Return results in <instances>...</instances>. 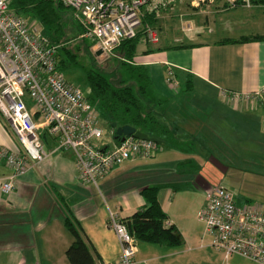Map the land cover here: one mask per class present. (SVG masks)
Instances as JSON below:
<instances>
[{
	"label": "crops",
	"instance_id": "0c3cea01",
	"mask_svg": "<svg viewBox=\"0 0 264 264\" xmlns=\"http://www.w3.org/2000/svg\"><path fill=\"white\" fill-rule=\"evenodd\" d=\"M188 34L193 36L162 38L159 45L142 40L136 49L133 64L149 74L150 112L160 111L157 118L166 128L152 158L127 162L123 174L106 175L96 190L80 184L73 154L56 150L54 139L42 135L49 157L18 178L8 195L2 193L1 181L11 170L0 162V264H70L66 252L74 237L64 224L63 203L78 221L95 264H117L120 243L108 227L109 214L121 219L141 209L139 191L148 185H165L159 203L185 249L136 242L131 264H190L193 258L186 257L185 263L183 255L193 250L200 251L202 264L223 260L208 239L202 242L201 224L189 234L179 222L197 221L205 192L224 186L239 166L236 161L245 168H264V37L222 43L217 40L250 34L213 42L203 40L208 34L197 28ZM178 44L186 47L172 48ZM148 47L152 51L146 52ZM109 135L115 142L111 131ZM0 146L11 151L18 147L1 118Z\"/></svg>",
	"mask_w": 264,
	"mask_h": 264
},
{
	"label": "built area",
	"instance_id": "2783aa9c",
	"mask_svg": "<svg viewBox=\"0 0 264 264\" xmlns=\"http://www.w3.org/2000/svg\"><path fill=\"white\" fill-rule=\"evenodd\" d=\"M75 11L83 27L81 36L93 42L99 57L113 55L124 40L142 28L145 15L161 10L168 0H62ZM212 0H194V7ZM229 6L251 0H223ZM31 21V20H30ZM152 43L157 33L145 27ZM191 30V29H187ZM58 47L43 36L39 25L10 9L0 0V118L6 121L17 143L15 151L0 146V162L11 170L2 179L8 195L15 181L35 169L49 154L42 135L54 139L56 150L73 154L81 185L99 190V181L127 161L149 160L159 145L133 137L109 145L100 143L104 128L97 108L84 91L67 81L57 65ZM168 72L167 81L170 82ZM112 132V131H111ZM203 238L223 254L224 261L238 255L264 264V210L253 204L237 205L233 194L221 185L207 189L197 213ZM108 227L120 243L117 264H131L136 241L116 214Z\"/></svg>",
	"mask_w": 264,
	"mask_h": 264
},
{
	"label": "trees",
	"instance_id": "16d2710c",
	"mask_svg": "<svg viewBox=\"0 0 264 264\" xmlns=\"http://www.w3.org/2000/svg\"><path fill=\"white\" fill-rule=\"evenodd\" d=\"M217 1L224 2L223 0ZM251 1L259 5H264V0ZM10 9L18 15L32 20L36 19L41 23L43 35L52 44H58L59 40L64 37L60 15L67 13V10L60 0H10ZM157 24L158 18L156 15H145L142 20V28L137 32V35L132 39L124 40L116 50V53L122 58L124 63L131 66L127 71L131 77H135L136 82L139 84L137 91L128 85L115 87L106 77L97 72H87L86 74L87 92L84 93L91 104L99 110L100 115L102 114L104 116L106 124L113 135L115 134V130L110 127V124L116 123L117 126L130 125L152 138L162 140L160 134L164 133L166 128L148 108L147 111L144 110L146 106L145 99L150 97L148 95V89L151 87V83L148 71L144 66L133 64L136 49L140 41H147L150 46L159 45L161 40L155 29ZM145 27H149L157 33L158 41L155 44L149 41ZM180 31L189 33V30L184 29L182 26ZM263 37L261 35H249L241 36L238 39L223 38L217 41L222 43H245L261 40ZM89 43L93 44V42ZM183 47L186 46L181 44L172 46V48ZM150 51L152 50L148 47L146 52ZM69 58L70 56L66 52H60L58 50L57 67L63 73L69 69L66 64ZM148 100L150 104L151 101L150 99ZM164 186L148 185L141 188L139 194L144 200L143 207L135 211L132 215L121 218L120 222L126 226L130 236L136 242L176 248L182 245V237L174 225L168 226L166 224L167 216L162 211L158 199L159 190ZM170 187L174 186L171 185ZM243 203L246 204L249 202L245 201ZM63 204L65 208L64 224L74 237L73 243L66 252L69 263L95 264V254L85 240V235L78 221L75 219L68 204Z\"/></svg>",
	"mask_w": 264,
	"mask_h": 264
},
{
	"label": "rangeland",
	"instance_id": "374dc122",
	"mask_svg": "<svg viewBox=\"0 0 264 264\" xmlns=\"http://www.w3.org/2000/svg\"><path fill=\"white\" fill-rule=\"evenodd\" d=\"M60 1L66 8L67 13H62L60 15L64 37L60 39L59 43L56 45L60 52L64 51L70 56L66 63L69 69L63 73L65 79L73 85L79 87L82 91L87 92L86 74L87 72H97L106 77L115 87L128 85L137 91L139 84L136 82L135 77H131L130 73L127 71L128 68H131V66L125 64L116 52L107 57L96 56L93 44L89 43L90 41H86V39L81 36L83 27L77 14L62 0ZM193 1L194 0H168L167 5L162 6L163 9L160 10L158 14L156 12L151 13L156 15L158 18V24L155 29L160 40L162 38L172 40L176 37H181V34H184L182 35V38H190L193 36L192 34L189 35L188 33L185 34L181 32V26L184 29H192V31L197 28L204 33H207V38L205 37L203 40L210 42L223 37H234L244 34L264 35V5H259L251 1L249 6H244L241 2H239L236 6H229L226 2L212 0L207 4L194 7L192 5ZM26 19L29 20V22L37 23L41 29V33L43 34V27L41 23H39L36 19L32 20L27 17ZM140 43L143 44V41ZM148 99L149 98L145 99V111H147V108L149 110L151 109ZM159 112L160 111L158 110H154V114L156 116H161ZM99 118L100 125L105 130L100 143L109 145L112 140V136L109 135V127L106 124L104 116L102 114L100 115V113ZM262 144H264V140L262 141ZM127 162L111 169L108 172V176H115V174H121L122 172L124 173L128 164ZM236 162L239 166L234 170L235 176H232L231 174V176L226 177L223 182L224 186L222 187L226 188L233 194L236 202L238 201L237 203L240 204L247 199L249 204L257 205L259 208L264 210V168H261L263 170L245 168L242 167L240 161ZM117 178H119V176H116L115 180ZM96 195L99 198L101 197L99 192H97ZM242 198L245 199L242 201ZM192 202L193 204H196V200L194 198H192ZM179 224H181L182 229L189 234L190 232L195 234L196 229L200 224L203 226V223L200 222L198 218L197 221L192 220L191 222L180 220ZM199 244H201L200 239ZM183 249H185V245L172 250L176 251ZM189 253L190 254L183 255L185 263H188L186 257H192L193 259L190 261V264H202L199 261V250H193ZM223 260H219L218 257L215 264H258L238 255L230 256L227 261Z\"/></svg>",
	"mask_w": 264,
	"mask_h": 264
},
{
	"label": "water",
	"instance_id": "95a60500",
	"mask_svg": "<svg viewBox=\"0 0 264 264\" xmlns=\"http://www.w3.org/2000/svg\"><path fill=\"white\" fill-rule=\"evenodd\" d=\"M100 54H101V52L97 51L95 55L99 56ZM110 127L115 130L114 139L116 141H118V140L122 141L125 138L133 137V138L139 139V140L152 141V142H155L157 144L161 143V141L159 139L152 138V137L148 136L147 134L137 130L136 128H134L130 125L117 126L116 123H112V124H110Z\"/></svg>",
	"mask_w": 264,
	"mask_h": 264
}]
</instances>
